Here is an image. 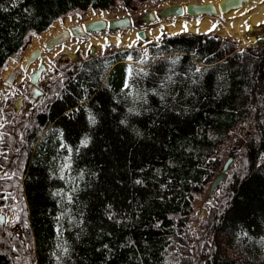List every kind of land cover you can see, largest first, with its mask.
I'll list each match as a JSON object with an SVG mask.
<instances>
[{
  "label": "trees",
  "instance_id": "obj_1",
  "mask_svg": "<svg viewBox=\"0 0 264 264\" xmlns=\"http://www.w3.org/2000/svg\"><path fill=\"white\" fill-rule=\"evenodd\" d=\"M114 1L0 0V68L30 32ZM148 45V55L110 45L72 61L56 94L19 121L25 187L8 201L38 264H264V44L239 49L214 32H181ZM250 115L236 167L195 238V198ZM9 234L0 264L18 262ZM184 244L194 260L175 251Z\"/></svg>",
  "mask_w": 264,
  "mask_h": 264
},
{
  "label": "rangeland",
  "instance_id": "obj_2",
  "mask_svg": "<svg viewBox=\"0 0 264 264\" xmlns=\"http://www.w3.org/2000/svg\"><path fill=\"white\" fill-rule=\"evenodd\" d=\"M191 1H202V0H148V1L115 0L114 3L110 6L109 10H105V9L100 8V10H98V12L100 14H102V16H104L105 18H113V17L119 16V15L127 14L129 12L133 16H134V14L135 15H138L141 13L145 14L147 11H153L156 14L157 19L154 21L144 22L141 26L134 25L131 27V29H127V30L126 29L125 30L119 29V31H117V32H120L121 36H123V37H126L127 35H130V34H134L133 40L128 39L125 42H121L122 44L125 43V45H129V44H133V43H139V44H141V46L148 47L147 43L151 40H155L157 38V36L159 35L158 34V35L153 36L154 34L151 31L154 28L161 26L160 28L161 29L163 28V29L160 32V35H166V34L171 33V32H178V31L168 30L166 27L168 25V23H175V22L180 21V20H184V21L189 22L190 20H192V18H195L197 20H202V19H205L204 17H208L209 20L212 21L214 28H210L207 30H194V31H200V32H204V33L205 32H214L220 36L229 37V38L236 41L237 48H243V47H248L250 45H253L250 42V41H252L253 38H256L258 36H262V37L264 36V21H259V22L257 21L258 23L251 22L252 16L256 12H258L260 9H262V7H264V0H252L251 3L247 6V8L245 10L239 11V13L237 15H234V16H230V15L228 16V15L221 14V13L218 16L199 15L197 17H192L188 14H183V16H172L169 18H160L158 16L157 11L159 9L163 8L164 6H168V5H172V4H186V2H191ZM132 6H135V7H132ZM89 10H90V7L74 8V9L70 10L69 12H67L66 14L60 16L57 20H62V19L64 20V18H67L70 16L69 18L75 19L74 22L83 24L85 17L88 16ZM236 18L243 19L249 25L247 30L243 34L239 35L238 32L235 31L234 26L231 24V22H233ZM214 23H215V26H214ZM51 24H49V26ZM229 24H230V26H229ZM138 28H144L147 30V38L146 39H141V38H139L138 35H136V31ZM186 30L187 29L179 30V32H185ZM190 30H193V29H190ZM115 31H114V33H115ZM33 34H34L33 32H30L29 37H32ZM109 34H110V32H107L104 30L101 32H96V33H88L86 36L85 35L72 36L69 41L66 40V42L62 44V47L59 46L58 48H55V50H53V52H48V51L44 50L41 57L39 59H37V63L34 66H38L41 61H44L47 64L48 68L44 72L43 76L48 78V79L50 76H54L56 78V86H57L59 84L58 77L61 75L62 70L65 69L67 66L66 63H63L62 61L58 60L59 56L64 51L69 50L71 52L76 51L75 55L77 54L78 58L79 57L85 58V57L90 55V47L92 45H96L94 38L95 37H102V38L106 37V38H108L109 36L112 35V33L110 35ZM242 36L246 37V39L249 40L248 44H246V42L242 39ZM121 43L117 41L114 44L119 45ZM31 44H32V42L30 44H28L27 47ZM97 46H98V49L96 50V52L99 55V54L103 53L108 48V43L106 41L105 44L100 48H99L100 45H97ZM27 47L24 49V51L27 49ZM59 48H61V49H59ZM143 53H145V54L149 53V47L145 51H143ZM18 56L19 55H16L15 58H14V56L10 57L6 61L3 68L0 69L1 70L0 74L2 77L0 79V84L3 83V78L8 76L10 70L15 68L16 66H18L17 64H20L19 63L20 60L19 61L16 60V58ZM34 66H32V67H34ZM7 69H8V71H6ZM25 75L26 74L21 75V77H19L18 79L11 81L9 83L10 86H6V90L11 92V101L14 97L18 96L19 94H24L27 92V90L25 88L26 81H23V80L27 79V78H25ZM56 92L57 91L55 89V93ZM29 95L27 96L28 101L31 99V97ZM7 98L8 97L5 96L4 94H2L0 96V113H3L5 111L4 110L5 108L3 107V103ZM11 112H12V110H11ZM22 118H23V116L21 114L18 118L10 119L9 124L11 125V127H9V128L10 129L14 128V130H15L14 133H11V131L0 130V134L3 132V134L0 135V144L1 145H3L5 147V141L2 140L5 137V134L7 136H10L12 134H19L20 135L19 121ZM252 118H254V117L252 115H250V118L248 120H246L245 123H241L235 129L234 133L230 136V138L228 139V143L229 144L233 143L234 147L231 150L228 148L223 149L221 154L217 156L220 163H226L227 161H230L228 167L226 168L228 174L231 172L232 169H234L236 167V162L238 160V157H237L238 151L241 150L243 142L245 141L246 137H248L250 135V133L252 131V128L250 127L252 125L251 124ZM4 121L2 122V126L4 124ZM235 139H237L236 142H238V145L234 144ZM0 150H2V149L0 148ZM1 168L2 167L0 166V169ZM9 171L13 172L14 171L13 167H10V170L9 169L6 170V168L4 167L3 169L0 170V176H4ZM16 186H17V184L14 185V188ZM218 192H219V190L217 191V193ZM212 201H214V195L209 196L207 191L205 192V194L203 196H199V197L195 198L194 219L196 220V222L194 224H196V225H194L195 227L191 228L192 234L195 238H201L206 231V228H204L203 224L206 222V220L208 219V217L210 215V213H208V211H209L210 203ZM13 208H15V211ZM13 208H12V206L6 207V205H4V203L2 201H0V210H4L3 213L5 214V216H7L6 220L4 221V224H0V238H1V234L3 231L9 232L10 234L13 235V239H7V240H10L12 243V245H11L12 250L15 252L14 253L15 257L18 258L17 264H36V256L33 254V252H34L33 246L29 241V240H31V236L30 237L28 236V234H30V232L25 230L24 235H23V240H21L22 237L19 236L17 228H18V226H25V221L24 220H20V221L16 220V217L18 218V210H17L16 205H13ZM201 219H203L202 223L197 225ZM28 230H29V228H28ZM187 247H188V244L180 245V247L176 248L175 251L179 252L180 255L183 258H186L187 260H190V257L194 260L195 259L194 255H190V251Z\"/></svg>",
  "mask_w": 264,
  "mask_h": 264
},
{
  "label": "bare ground",
  "instance_id": "obj_3",
  "mask_svg": "<svg viewBox=\"0 0 264 264\" xmlns=\"http://www.w3.org/2000/svg\"><path fill=\"white\" fill-rule=\"evenodd\" d=\"M202 1H212V2L215 3L217 8L219 7V1L220 0H202ZM251 1L252 0H247L240 7L238 6L236 8H230V9L226 10L227 12L224 13V14L228 15V16L229 15L230 16L237 15L239 13V11L245 10L247 8V6L251 3ZM220 12L223 13L221 10H220ZM69 17L65 18L64 20H56V21H54L40 36L34 37L33 41H32V44L29 45L25 51H23V59L19 63H21V65H25V66L30 65L29 63L33 59L34 54H35L34 50L42 48L44 46V42H45L46 39H48V38H50V37H52V36H54L56 34H62L64 32H66V37H68V39L70 40L71 37L69 35L71 33V26L79 24V26L75 27V28H78L75 31H79L80 27L84 28L85 24L74 22L75 19H71ZM204 18L205 19H202V20H197L195 18H192V20H190L189 22L188 21H184V20H180V21H177L175 23H168V25L166 27L170 31H179V30L188 29V28L193 29V30H207V29H210V28H214L213 24H212V21H210L208 17H204ZM105 20H106V18L104 16H102V14H100L98 12V10H94L92 8L89 10L88 16H86L85 19H84L85 23H88V22L91 23L90 24V29L91 30L100 29L103 25H105V23H106ZM257 21L258 22L259 21H264V7H262V9H260L258 12H256L252 16L251 22L258 23ZM231 24L234 26L235 31L238 32L239 35L243 34L247 30V28L249 26L247 24V22H245L243 19H240V18H236L233 22H231ZM214 26H215V23H214ZM229 26H230V24H229ZM160 27H156V28H154L151 31L154 34L153 36L158 35L162 31L163 28L161 29ZM133 35L134 34H130V35H127L126 37L122 38L117 33H113L109 37H110V39H112L114 41H118V42L121 43V42L127 41L128 39L133 40L134 39ZM107 40H108V38H106V37L105 38H102V37H95L94 38L96 46L100 45L99 48L102 47ZM60 47H62V45ZM243 48H245V47H243ZM59 49H61V48H59ZM239 49H242V48H239ZM6 71H8V69ZM215 179H216V177H215ZM214 182H215V180L212 182L211 185H213Z\"/></svg>",
  "mask_w": 264,
  "mask_h": 264
},
{
  "label": "water",
  "instance_id": "obj_4",
  "mask_svg": "<svg viewBox=\"0 0 264 264\" xmlns=\"http://www.w3.org/2000/svg\"><path fill=\"white\" fill-rule=\"evenodd\" d=\"M247 0H220L219 1V10H221L222 12H227L226 10L230 9V8H236V7H240L242 6ZM219 10L216 7L215 3L212 1H202V2H188L186 3V5L183 4H176V5H170V6H165L162 8V10H160V14L162 16H169V15H182L185 12L188 13L189 15H204V14H208V15H218L219 14ZM150 14V13H149ZM151 18L153 19V15H151ZM130 23V19L128 16H124L122 18H117V19H113L108 23V26L110 28H116V27H124L129 25ZM90 22L86 23L85 27L86 29H90ZM106 26L103 25L101 28H104ZM100 28V29H101ZM72 32H76L75 30L78 28H71ZM79 32L84 34V30L83 29H79ZM188 32H192L191 30H189ZM146 31L144 29L139 30L138 31V35L142 36L143 38L146 37ZM60 38H62V35H55L51 38H49L46 41V47L51 48L53 47L55 44H57L58 42H60ZM59 40V41H58ZM264 41V37H259L258 39H255L253 42L254 44H257L259 42ZM92 50H94V48L92 47ZM40 50L37 49L35 51V55L39 54ZM70 56H73V54L71 53H67ZM45 65L44 63L40 64V67L36 68L31 74V82H37L38 78L40 76V73L42 72L43 69H45ZM33 89L37 91L36 87L33 86ZM34 96L38 97L39 95L37 93L34 94ZM21 102H22V98L16 99L14 102V106L16 107L17 110L20 109L21 106ZM230 161H227L224 168H227L229 165ZM226 172H220L219 175L216 177L215 182L213 183L211 190L218 184L220 183V181L226 177ZM1 221H3V217L1 219Z\"/></svg>",
  "mask_w": 264,
  "mask_h": 264
},
{
  "label": "flooded vegetation",
  "instance_id": "obj_5",
  "mask_svg": "<svg viewBox=\"0 0 264 264\" xmlns=\"http://www.w3.org/2000/svg\"><path fill=\"white\" fill-rule=\"evenodd\" d=\"M132 17V16H131ZM134 19L136 20V21H139V20H142V19H147V15L146 14H143V13H141V14H138V15H135L134 14ZM27 93H25L24 95L22 94V96L25 98V95H26Z\"/></svg>",
  "mask_w": 264,
  "mask_h": 264
},
{
  "label": "snow or ice",
  "instance_id": "obj_6",
  "mask_svg": "<svg viewBox=\"0 0 264 264\" xmlns=\"http://www.w3.org/2000/svg\"><path fill=\"white\" fill-rule=\"evenodd\" d=\"M92 122L95 123V119L94 118H92ZM84 143L86 144L87 141H84ZM137 183H139V181H137Z\"/></svg>",
  "mask_w": 264,
  "mask_h": 264
}]
</instances>
